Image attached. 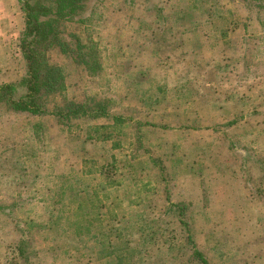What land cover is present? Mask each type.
I'll use <instances>...</instances> for the list:
<instances>
[{
    "label": "rangeland",
    "instance_id": "obj_1",
    "mask_svg": "<svg viewBox=\"0 0 264 264\" xmlns=\"http://www.w3.org/2000/svg\"><path fill=\"white\" fill-rule=\"evenodd\" d=\"M89 5L78 31L100 68L47 51L67 80L45 101L100 100L128 122L62 126L0 103V264L25 227V264H194L192 247L264 264V0ZM24 30L18 1L0 0V86L25 76Z\"/></svg>",
    "mask_w": 264,
    "mask_h": 264
},
{
    "label": "trees",
    "instance_id": "obj_2",
    "mask_svg": "<svg viewBox=\"0 0 264 264\" xmlns=\"http://www.w3.org/2000/svg\"><path fill=\"white\" fill-rule=\"evenodd\" d=\"M25 17V30L21 36L20 47L25 62L26 73L18 83H5L0 86V103L7 102L16 112H25L32 116L46 117L52 116L62 126L71 125L75 119H101L108 118L115 121V124L128 122V118L121 115H112L106 110L107 105L100 100H93L92 103L72 102L70 104L65 99L63 105L54 104L52 107L45 101L47 93L57 94L65 90L67 80L63 75L62 68L56 65L45 63L47 51L59 50L61 54L76 56L77 64L88 66L94 70L100 68V50L98 42L94 41L93 34H88L86 40L78 29L89 28L92 21V13L88 11L91 0H17ZM68 24L76 25L74 33L68 32L66 39L63 33L68 31ZM72 28V27H71ZM69 38V41H68ZM70 40L72 43H70ZM76 61L75 57H71ZM107 111V112H106ZM130 120V119H129ZM114 124V125H115ZM104 125L96 126L97 133L103 129ZM103 127V128H102ZM103 137L99 140H107L110 134L107 131L101 132ZM119 146V141L112 143ZM114 147V146H113ZM128 157V155H126ZM116 166L117 160L114 161ZM111 170L105 171L106 177H110ZM110 184V183H109ZM78 199V196H75ZM74 200V198H73ZM57 205L49 210L50 217L62 220L63 205L65 201L58 199ZM181 207V204H177ZM94 206V205H93ZM55 208V209H54ZM54 209V210H53ZM85 211V208L83 207ZM86 212V211H85ZM88 212V211H87ZM58 221V223H59ZM31 226H29L30 231ZM22 237L18 243L8 248L7 262L20 264L27 260L29 248V237L31 234L25 227ZM190 242V237H188ZM191 243V242H190ZM188 244V243H186ZM191 257L194 264H209L208 259L199 250L192 247Z\"/></svg>",
    "mask_w": 264,
    "mask_h": 264
}]
</instances>
